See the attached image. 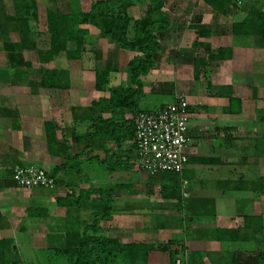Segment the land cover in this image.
<instances>
[{
	"label": "crops",
	"instance_id": "1",
	"mask_svg": "<svg viewBox=\"0 0 264 264\" xmlns=\"http://www.w3.org/2000/svg\"><path fill=\"white\" fill-rule=\"evenodd\" d=\"M72 2L80 3L81 0H72ZM70 3L69 0H58L56 8H60L62 4L71 6ZM80 9L84 11L82 5ZM132 10L134 13H143L136 7ZM198 10L197 27H189L191 23L187 20L192 18L186 15L191 14V11H186L183 6L169 7L165 0L163 11L170 26L162 36V52L156 68L141 78L145 87L139 106L143 102L147 103L146 97L154 93L170 95L171 100L168 104L140 109L156 112L163 106L171 104L177 94L187 98L190 113L188 134L190 146L189 163L184 173H188L186 181L191 189L186 190V198L197 193V199H212L211 205H214V211L210 217L216 222L227 215V208L232 200L235 204L243 203L252 210L253 206L261 205L256 200L264 198V196L257 197L250 191H222V183L235 182L241 175L248 178L249 175L256 177L258 170L254 168L257 166H253L258 165L260 159L264 167V129L262 134L258 133L259 128L264 127V121L256 118L258 102L261 108L264 107V38L234 36L231 24L230 26L229 23L223 24L221 16L215 17L212 11L205 9L203 5ZM230 20L232 23L239 22L243 20V16L239 14L231 16L226 22ZM185 24L186 27L183 28ZM86 29L90 30L88 27ZM93 29L99 32L95 27ZM1 31L0 37L4 40L7 38V33L3 28ZM188 31L192 32L190 34L197 42L193 41L187 47L188 39L185 40L184 47L174 48L173 59L181 64L170 66L168 63H165L166 65L160 63L162 59L167 58L165 47L180 44L183 34ZM101 39L116 47L109 40ZM196 43L197 47H194ZM22 44L23 42L21 46ZM209 45L214 51L219 48L231 49V59L206 66L204 69L206 74L196 81L195 57L203 58L204 49ZM7 51L8 49L4 47L0 49V240L15 243L16 253L11 256V260L18 255L19 264H52L53 261H61L62 255L56 253L68 248H77L84 228L90 226L95 217L99 218L100 215L99 227L104 236L117 239L122 245H141L143 239L140 240V236L139 239L136 237L140 235L141 219L146 221V217L152 216L156 212L153 210L155 207L166 210L171 206V209L178 210L174 206L176 203H172L178 201V197L176 199L165 194L171 190V184L165 182L166 178L161 180L162 176L166 175L168 179L170 175L149 177L137 168L135 151H129L132 142H127L119 148L106 133L99 131L95 126L94 121L109 119L111 115L109 112H101L96 106L101 99L109 98V93L96 90L94 71L82 70L84 69L82 65L78 69V61L67 60L66 55L65 58L60 55L53 61L44 63L43 69L39 70V78L34 81L35 71L30 72L21 68L15 70L16 66L6 59L5 66L2 65V56ZM119 52L118 60L126 59L127 64L135 56L132 52L123 50ZM62 59L66 60V66L63 63L62 67H59L60 65L56 63L61 62ZM26 65L28 66V63ZM125 69L122 71L119 65L112 63V66L105 70L109 73L108 88L130 85V78ZM47 71L66 72L67 77L64 81H67V88L44 87L42 79ZM186 75L187 82L183 83ZM150 78L153 79L151 80L153 83L147 85L146 81ZM202 80L204 84L201 83ZM199 83L206 87L202 92L199 89L197 92L194 91V87ZM207 83L212 87V92L207 89ZM147 87L150 90L147 91ZM219 87L233 88L234 96L242 101L241 114L227 113L230 105L228 98L215 96ZM179 88H184L186 92L179 91ZM130 117L128 115V118ZM240 128H243L245 134L243 139L238 140L237 133ZM246 138L259 142L262 147L261 155H251L252 151H250V155L246 154L242 158L238 156L240 149L238 143L245 141ZM254 146L251 147L252 150L257 148V143ZM242 149H244L243 143ZM117 158L119 162H115ZM28 165L42 168L52 175L57 182L56 188L46 190L17 187L12 180V170L16 166ZM142 174L150 179L149 182L142 181ZM109 175L119 177L116 182L110 183ZM156 188H159V191L156 192ZM93 190L97 193L104 191L108 193L106 195L112 193L111 200L106 195L100 196L94 192L86 209L64 205V199L69 196L76 197L80 191ZM179 190L181 191V184ZM210 190L214 191L211 195ZM153 199H158L156 202L166 203L154 204ZM215 209L217 214L214 216ZM18 215L26 217L27 220L35 218L41 219V222L53 220L56 224L51 229L37 233L29 230L17 232L5 228L8 226L6 222L10 225V222L16 220L14 216ZM243 215L264 218L262 211ZM151 219L150 217L149 220ZM197 219L190 223L204 225L200 217ZM109 225L113 227L110 228ZM159 228L164 229V227ZM214 228L232 229L231 226ZM206 229L208 228L195 227L194 232H197L198 236H192V242L205 243ZM19 235L27 236L31 243L29 246L32 247L31 249L25 248L28 255L26 258L20 255L22 249L17 245ZM144 240L147 242L148 238ZM35 242H41L43 246H36ZM214 243H218L220 248L206 252L218 254L222 252V244H226L222 241ZM251 264H255V260L251 261Z\"/></svg>",
	"mask_w": 264,
	"mask_h": 264
},
{
	"label": "trees",
	"instance_id": "2",
	"mask_svg": "<svg viewBox=\"0 0 264 264\" xmlns=\"http://www.w3.org/2000/svg\"><path fill=\"white\" fill-rule=\"evenodd\" d=\"M202 1H204L207 9L212 11L215 17L228 18L237 14L243 16V20L231 23L232 34L234 36L264 38V12L258 10L250 3H243V0ZM147 2V8L143 11L140 18H137L132 9L139 4ZM12 4L17 26L20 29L19 32L24 36V33L29 31L27 27L29 17L35 23L37 22L36 4L31 0H12ZM164 4L165 0H96L88 12L80 10L76 14H64L50 10L47 11L46 33L48 35V46L44 50L39 49L38 52L40 62L43 64L53 61L55 57L60 56L62 53L66 55L67 60L83 63L87 52H89L86 42L89 31L81 28L80 26L82 25L95 27L99 30L100 37L114 43L117 49L135 54L125 69L130 78V85L128 87L108 88V71L96 70L95 74L96 90L109 93V98L101 99L96 106H98L101 112H109L111 116L106 120L98 119V121H94V124L99 131L104 134L106 133L108 138L114 141L119 148L127 142H133L137 116L141 113H154L142 110L139 107V102L144 96L145 87L141 78L147 76L151 70L156 68L157 61L162 52V36L170 26L166 13L163 11ZM5 8L0 5L1 14L6 12ZM2 28L5 30L4 23L0 22V31ZM1 41L3 40L0 37ZM28 45V43L23 42L22 47H27ZM31 47H36V45L32 44ZM194 47H197V43L194 44ZM204 50L205 56L203 58L195 57L194 60V79L196 81L206 74L204 70L206 66L211 63L224 62L231 59L232 56L231 49L219 48L214 51L209 46H206ZM11 60L12 58L9 57V62ZM66 77L67 73L64 71H47L46 75H43L42 84L46 88H67V81H64ZM207 89L210 92L213 91L208 83ZM217 90L218 92L215 93L216 97L228 98L230 101L227 113L241 114L242 101L240 98L234 96L233 88L219 87ZM128 115L131 117L128 118ZM257 148L261 152L260 144ZM129 151H135L134 145L130 146ZM115 162H119L118 158ZM167 175H170V178L167 179L165 175L161 177V180L166 178L165 182H169L172 188L165 194L176 199L178 197V201H176L177 203L174 206L176 208L180 207L185 211L182 219L184 225L191 221L193 222L200 215L205 217L213 215L214 205H211L212 199H197L192 196L187 199V196L184 197L179 190L181 184L180 177L171 174ZM183 178L185 179L186 176L183 175ZM55 183L57 184L56 180ZM190 189L191 186L187 183L185 192L186 190L190 191ZM222 191H250L255 196L261 197L264 196V178L258 176L248 178L245 175H241L235 182L227 181V183H222ZM94 192L97 193L95 190L80 191L76 197L75 195H71L64 199V205L86 209ZM97 194L103 196L108 193L99 191ZM111 194L106 195L109 197L108 199L112 197ZM192 206H197L195 211L191 209ZM100 217L101 215L99 218L95 217L93 223L84 228L77 248H68L56 254L60 253L66 259L67 264H114L119 261V257L121 256H139V254L136 255L134 253L135 251L143 252L140 255L142 254L146 258L147 251L149 250L145 247L134 244L122 245L117 239L104 236L100 232ZM242 219L245 230L243 234H240V231L235 229L214 228L212 230L206 229V237H203L208 240L213 239L226 243L244 242L249 238L248 234L250 232H264V218L262 216L243 215ZM14 245L13 241L0 240V264H19L17 262L18 255L15 259L11 260V256L16 253ZM152 250L169 254V264H185L182 260H179V263H177V258L186 255L187 249L183 245L176 243L159 244L152 247ZM234 254H231L232 258H235ZM220 255L223 254H219L218 259H216L218 263L229 264V261L230 263L232 262L228 259H222ZM226 255L228 254H224V257ZM199 256L214 258L218 254L208 253L203 256L199 254ZM201 257L200 259L202 260ZM135 261L137 260L134 259L131 263H136ZM141 263L145 264L146 261ZM255 264H264V251L259 253L255 258Z\"/></svg>",
	"mask_w": 264,
	"mask_h": 264
},
{
	"label": "rangeland",
	"instance_id": "3",
	"mask_svg": "<svg viewBox=\"0 0 264 264\" xmlns=\"http://www.w3.org/2000/svg\"><path fill=\"white\" fill-rule=\"evenodd\" d=\"M34 1L36 4V15L38 17L37 22L35 23V21L29 17L28 19V29L29 31H26L24 33V36H22L20 34V29L17 26V21H16V15L15 12L13 10V4H12V0H1L0 1V5H2V7H6L5 8V13H0V22L3 24L4 23V28L5 31L7 33V38L4 39L3 41L0 42V49H2V47H4V49H8V51L6 53H4V55L2 56L3 60H2V65L5 66V59L7 61H9V57L12 58L11 60V64L16 66L15 70H19L24 69V70H28L30 72L35 71L34 73V78L33 80H37V78H39V70L42 68L43 69V63L40 62V58H39V49L40 50H44L47 46H48V42H47V33H46V21H47V11H56V12H61L64 14L67 13H77L79 12L80 9V5L83 6V12H88L90 7H92L93 3L96 0H81V4L79 2H72V0H69L70 5L71 6H67L65 4H62L60 6V8H56L58 7V0H31ZM79 1V0H78ZM243 3H250L252 6L256 7L258 10L264 12V0H243ZM148 2L144 3V4H139L137 5V10H142L144 11L147 8ZM166 5L167 6H183V9H185L186 11L190 12L191 14L186 15V17H191L192 19L187 20L188 23L190 22L191 25L189 27H197V18L199 17V14L197 11L198 8L200 6H204L205 9H207L206 5L204 4V1L202 0H166ZM67 10V11H66ZM135 16L139 17L142 15L141 12L139 13H134ZM225 18V19H224ZM231 19L230 17H222L221 21L223 24L225 23H232V20L227 21V19ZM222 24V25H223ZM83 29H86V27H88L90 30L89 31V35L88 37H86V42H87V48L88 51L86 56H85V60L83 63H79L77 62V68H81L80 66L82 65L84 67V69L82 70H87V71H94L96 74V70L97 71H102V70H106L108 68H110L112 66V63H114V65H119V68L123 71L126 67V64L128 62V60L123 59L122 61L118 60L119 57V49H117L115 46L110 45L108 43V41L101 39V37L99 36V32L95 29H93V26L90 25H82L80 26ZM186 27L183 26V28ZM231 27V26H230ZM191 31L185 32L183 34L182 37V41L180 44L177 45L176 44H172L169 47L166 46V54L165 56L167 58H165L164 60L162 59V61L160 63H162L163 65L165 63H168L170 66L175 65L178 66V64H181L180 62H177L176 59H173V55H174V48L178 47L181 48L184 47L186 45L185 40L189 39V43L186 45L187 47L190 46L191 42H197V40H193V36L190 34ZM43 33V35H47V36H40ZM192 33V32H191ZM31 34V35H29ZM40 34V35H39ZM11 35V37H10ZM190 37V38H189ZM181 40V39H180ZM21 42H26L29 45L27 47H23L21 46ZM185 42V43H184ZM188 42V41H187ZM175 43V42H174ZM32 44H35L36 47H31ZM209 47L211 48V46L209 45ZM15 50H12L14 49ZM212 49V48H211ZM184 51V49H181ZM213 50V49H212ZM17 51V52H16ZM95 51V52H94ZM116 53V54H115ZM61 56L63 58H65V54L62 53ZM168 58H170V60H167ZM112 59H114L115 61H112ZM112 61V62H110ZM169 61V62H168ZM28 63V66L26 65ZM66 66V60L62 59L61 62L56 63L57 65H60L59 67H62L61 65ZM26 65V66H25ZM161 65V64H160ZM166 65V64H165ZM13 67V66H12ZM76 68V69H77ZM77 69V70H78ZM190 74V73H189ZM190 76V75H189ZM186 77H184L183 79V83H186L187 80H185ZM151 80L153 81V79H149L146 81L147 85H150L149 83H153L151 82ZM201 83H205L204 80H202ZM182 87V86H181ZM194 91L197 92V89L201 90L203 88H206L205 85L201 86L200 83L197 84V87H194ZM180 89V88H179ZM150 90L149 87H147V91ZM179 91L181 92H186L184 91V88L180 89ZM200 97V96H199ZM147 99V103H141L140 104V108H151L153 106H160L161 104H168L170 102V95H166L164 96V94L162 93H158V94H149L148 97H146ZM257 110V114H256V118L257 120H261L263 119L264 121V107L261 108L259 102L256 106ZM255 117V115H254ZM256 129V128H255ZM260 131L258 132L259 134H262V129H264V127L259 128ZM252 133L254 132V130L251 131ZM264 133V132H263ZM244 131L243 128L239 129V133H237L238 135V140L239 139H243V135H244ZM255 135V132L253 133ZM241 137V138H239ZM243 141V140H242ZM239 141L238 145H239V152H238V156L239 157H243L246 154L250 155V151H252L251 155H257L262 152H260V150L258 148H254L253 150L251 149L252 146H254L257 143V147L259 142H257L256 140H251L249 139H245V141ZM243 143V148L242 149V143ZM255 147V146H254ZM262 148V147H261ZM245 150V151H244ZM258 155V156H259ZM257 159V158H256ZM238 161L240 162V158L238 159ZM258 165H254L253 167L257 166L254 169H257V176L260 178H264V167H263V163H262V159H260L258 161ZM252 167V168H253ZM166 174H170V173H166ZM119 175V174H117ZM117 175H109V182L110 183H114L117 181L118 177ZM173 175V174H171ZM187 178H188V173L186 172L184 174ZM263 176V177H262ZM249 177L252 178V175ZM179 178V177H178ZM142 181L146 182V180L149 182V178L146 177L144 174H142ZM149 179V180H148ZM180 179V178H179ZM186 179V178H185ZM158 187V186H157ZM159 191V188H156V192ZM208 192V190H207ZM210 195L214 192H212V190L209 191ZM193 198H197V193H193ZM158 198V197H157ZM154 200V199H153ZM158 199H155V203L154 204H158V203H166V202H156ZM259 201L257 203H261V205L258 206H253L252 210H249L250 208L243 204V203H236L234 202V200H232V202H229L230 206H228L227 208V215L225 217H221V219H219L216 222H213L210 216H203L200 215V221L204 224L202 225L201 223H194V225H192V223H186V226L183 224V215L184 212L183 210L179 209L175 210L171 209L170 207H168V209L164 210L158 207H155L153 210H155L156 212L154 214H152V216H150L152 219H150V217H146V221H143V219H141V229L139 230L140 235H136V237L139 239L140 236V240H142L143 243H141V246L145 247L146 249H148L149 251H147V255L146 258L143 257V255L140 253L143 252H139V251H135L134 253L139 254V256L137 255L132 256V257H119V261H117L114 264H143L141 262H145V264H169V254H162L161 252H157L152 250V247H155L159 244H167V243H176V244H180L183 245L187 250H186V255H184L183 257H179L177 258V263H179V260H182L183 263L185 264H225V263H218L216 261V259H218L219 254H223L220 255V257L222 259H228L231 260L232 262L229 264H251V261L255 260V258L258 256L259 253H261L262 251H264V232H250L248 234V239L247 241H239V242H229L226 244H222V252H218V256L216 257H212V258H206V256H203L204 254H208V253H212V252H206V250H211L213 248L219 249L220 246L218 243H214L216 240L211 239L208 240L204 238V240L206 241L203 244H198V243H193L191 238H193L192 236L197 235V232H194L195 227H199L201 226L203 229L208 228V229H213V227L216 226H223L224 228L231 226L232 229L235 230H239L240 234L245 233V230L243 228V222H242V215L243 214H247V213H260L261 211L264 213V198L262 200V198L256 200ZM172 203H177V202H172ZM171 204V202L169 203ZM166 204V205H169ZM195 208H197V206H192L191 209H193V211H195ZM177 209V208H176ZM216 213H214V216L217 214V209ZM14 219H16L14 222H10L6 224H8V226H6L5 228H11V230H15L17 232L20 231H30V232H40L46 229H51L55 226V222L49 221H43L41 222V219H28L24 216H14ZM13 219V220H14ZM198 220V219H197ZM150 221V222H149ZM212 222V223H211ZM50 223V224H49ZM208 223V224H205ZM49 224V225H48ZM138 225V224H137ZM110 228H112V225H109ZM159 227H164V229H160ZM24 229V230H21ZM206 231V230H205ZM194 232V233H193ZM138 234V233H137ZM202 235H204L203 233H201ZM198 236V235H197ZM209 237V236H208ZM212 237V236H211ZM144 238H148L147 242L146 240H144ZM242 239V237H241ZM17 245L19 247H21L22 252H20V255L22 258H26V250L25 248H29L31 249L32 247H29L31 245L30 240L26 237H24V235H19L18 239H17ZM40 241V240H39ZM196 241V240H195ZM194 241V242H195ZM42 242V241H41ZM41 242H35L36 246H43ZM213 242V243H212ZM217 242V241H216ZM149 247V248H148ZM201 253V254H200ZM235 255V258H232L231 254ZM202 255L203 257L199 256ZM224 254H228L224 257ZM61 257V261L60 260H56L51 262L52 264H67L66 259L62 256ZM200 257L202 258V260L200 259ZM182 258V259H181ZM137 260L135 261L136 263H131V261L133 260ZM50 261V260H49ZM48 261V263H50ZM140 261V262H138Z\"/></svg>",
	"mask_w": 264,
	"mask_h": 264
},
{
	"label": "built area",
	"instance_id": "4",
	"mask_svg": "<svg viewBox=\"0 0 264 264\" xmlns=\"http://www.w3.org/2000/svg\"><path fill=\"white\" fill-rule=\"evenodd\" d=\"M190 113L187 98L177 94L174 101L154 113H141L136 118L135 147L137 168L151 178L170 173L181 179V192L187 196L183 178L189 163ZM12 180L19 188H56L55 179L34 165L16 166Z\"/></svg>",
	"mask_w": 264,
	"mask_h": 264
}]
</instances>
